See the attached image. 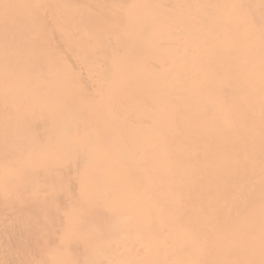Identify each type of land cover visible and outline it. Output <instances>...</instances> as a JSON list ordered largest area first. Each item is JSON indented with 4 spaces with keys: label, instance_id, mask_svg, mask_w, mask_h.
<instances>
[{
    "label": "bare ground",
    "instance_id": "1",
    "mask_svg": "<svg viewBox=\"0 0 264 264\" xmlns=\"http://www.w3.org/2000/svg\"><path fill=\"white\" fill-rule=\"evenodd\" d=\"M0 264H264V0H0Z\"/></svg>",
    "mask_w": 264,
    "mask_h": 264
}]
</instances>
